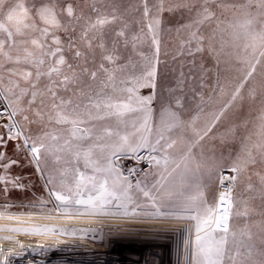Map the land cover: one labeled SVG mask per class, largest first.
<instances>
[{"label":"snow or ice","instance_id":"6c2138e0","mask_svg":"<svg viewBox=\"0 0 264 264\" xmlns=\"http://www.w3.org/2000/svg\"><path fill=\"white\" fill-rule=\"evenodd\" d=\"M209 3L210 0H204L198 18L192 25L183 26L195 30L180 44L177 54L183 55L187 49L188 55H192L193 45L195 52H201L202 45L211 44L217 37L222 45L227 43L234 50L231 55L236 62L246 67L244 80L231 97L234 101L256 65L264 62V0H258L255 5L252 0H246L243 4L227 6L238 14L237 21L229 25L230 31L218 26L205 36L200 34L199 26L217 19ZM174 7L194 6L182 3ZM253 7L257 8L255 13L250 11ZM165 10L173 11V6L165 8L160 0L150 7L149 0H141V6L136 9L141 18L137 26L130 27L122 19L117 4L111 5L106 14L92 4L93 18L78 13L70 3L61 6L59 0H0V101L4 102L0 110V129L4 130L0 146L10 140H21L37 165L48 155H54L59 163L61 157L56 153L61 152L67 153L69 163L71 158L78 161L83 157L86 167L102 174L86 176L74 169V188L61 181L67 191L54 193L63 205L84 206L86 211L96 212L114 200L120 201L122 197L117 193L126 195L131 187L113 160L120 152L138 153L147 149L164 153L159 159L151 158L162 169L160 181L152 186L157 191L163 189L171 194V188L188 182L192 147L204 139L211 127L203 133L192 128L196 139L191 145L181 147V136L174 137L172 133L188 128L180 115L184 108L182 100L160 104L158 109L152 107L157 99L161 33L165 30L161 14ZM76 25H79L78 33ZM112 25L118 27L106 31ZM225 31L230 35L227 41L221 35ZM60 32L67 34L64 39ZM145 88L150 89L149 94L140 95V90ZM229 106L230 102L214 115L213 125ZM37 107L41 110L35 111ZM43 108L48 109L50 123L70 126L67 136L43 132L32 137L25 133L17 117L22 116L31 125L35 121L27 113L34 112L42 118ZM13 129L17 130L13 132ZM49 141L56 142L55 148ZM81 141L90 142V146L81 150ZM254 147L264 151V143ZM95 150L101 154L107 152L103 164L92 158ZM169 150H179V156H172ZM247 157L254 161L251 151ZM15 163L6 160L0 152V169L7 170ZM241 171L239 162L220 168L211 201L204 191L193 198L195 214L188 219L195 221L198 264H256L257 256L259 264H264V240L257 252L256 234L251 227L245 225L239 230L232 227L234 219L250 218L248 202L254 198L236 193ZM67 174V169L61 173ZM260 185L264 192V177L260 178ZM137 187L155 207L157 197ZM245 192L255 193L256 188L248 183Z\"/></svg>","mask_w":264,"mask_h":264},{"label":"rangeland","instance_id":"374dc122","mask_svg":"<svg viewBox=\"0 0 264 264\" xmlns=\"http://www.w3.org/2000/svg\"><path fill=\"white\" fill-rule=\"evenodd\" d=\"M252 2L255 5L258 0H252ZM59 3L61 6L70 3L78 13L82 12L86 17L91 15L93 18L95 14L90 12L92 4H95L105 14L111 5L117 4L120 7L122 19L127 21L130 27L137 26V22L141 18V14L136 11L141 6V0H59ZM159 3L160 0H149L150 7ZM163 3L165 8L173 6V11L165 10L161 14L162 25L165 30L161 33L160 61L164 62L162 64L164 72L168 75L171 74L170 80L168 79L171 87L176 88V83H178V90L174 89L171 94H168L170 102L174 103L176 97L179 96L188 109L193 104H197L199 107L203 105L205 117L211 112H214L212 113L214 117L225 104L230 102V106L220 116L219 120L215 121L204 139L195 145L197 148L201 142L207 144L204 152L206 153L207 148H212L214 152L218 153L217 157L219 158L217 162L219 167H210L213 171L212 176L209 175L211 171L207 170L205 161L199 164L198 168H195L194 175L197 178V183H204V192L211 201L212 193L216 190L217 171L222 167L239 162L242 171L236 186V193L243 194L244 197L253 195L254 198L249 200V204L252 201L264 200V192L261 191L260 185V178L264 177V151L254 147L256 144L264 143V134H262V126H264V62L256 65L252 77L248 78L243 83V87L240 88L237 99L231 100L234 91L244 80L246 67L236 62L234 56L231 55L234 50L227 43L222 45L219 37H217L211 44L205 43L202 45L204 50L201 52H195V45H193L192 55H188L187 49L184 50L183 55L177 54L180 50V44L189 36L191 31L195 30V28L186 29L183 26L192 25L193 20L198 18L204 0H163ZM182 3L194 7L191 9L174 7ZM243 3H246V0H210L209 8L216 13L217 19L199 26L200 34L210 35L218 26L229 29V25L237 21L238 14L231 12L227 6ZM217 5L224 7H217ZM153 11H155L154 8ZM250 11L255 13L257 8L253 7ZM116 27L118 25H112L106 31ZM76 28L78 33L80 30L79 25H76ZM169 29L170 31H168ZM229 31L221 33L225 41L230 39ZM59 34L62 39L67 35L63 32ZM4 75H7V73ZM40 110L39 107L35 108V111ZM27 114L29 119L35 122L27 125L22 116H19L26 134L32 137L42 135L43 132H51L56 135L65 134L64 131L55 133L59 126L48 121L47 108H43L42 118L36 117L34 112H28ZM207 129L208 127L205 125V130ZM3 134L4 130L0 129V135ZM49 142L55 148L56 143ZM17 145H20V147H17ZM249 151H251L254 161L248 160L247 153ZM0 152L4 153L6 160L17 161L7 170L0 169V178H2L0 179V215L5 216L6 219H10V216L15 214L25 216L31 213L56 214L57 216L62 214L75 217L85 216L100 221L107 220V225L136 221L137 227L141 226L139 223L144 222L157 224L163 221H175L176 224H172L173 226L166 224V226L162 225L160 227L162 230H167L168 233H173L170 239L171 247H169L171 256L175 257L173 262L175 264H198L195 247V222L183 220L189 224L180 225L178 221L182 220L170 215V212H177V207L172 208L169 205H166V207L155 205L154 207L147 197L140 195L138 199L128 192L126 195L118 192L122 200L112 201L102 211L89 212L84 209V206L63 205L55 199L54 193L67 191L61 181L74 188V169L78 168L86 176L97 175L93 171L92 173L86 170L82 157L78 161L71 158L69 163L68 155L56 153L61 157L59 163L55 162L54 155H48L41 159L39 165H37L20 140L8 141L6 145L0 146ZM65 169L68 170V174L61 175ZM119 170L126 177L124 170L121 168ZM201 170L205 171L200 172V174L197 173ZM149 175L150 172L147 176L142 177L138 184L148 179ZM248 183L255 186V193L245 192V186ZM138 184L132 185L128 190L135 189ZM207 187H212V189L208 191ZM196 194L198 193L189 191L182 195L185 198L180 201L186 200V197L194 198ZM65 209L67 210L65 211ZM232 227L236 230L243 228V219H234ZM176 230L177 232L180 231L181 235L174 233ZM179 245L181 246V252H179ZM186 245L187 249L184 250L183 254L182 249L184 246L186 248ZM3 248L6 249V247ZM187 252L189 262L186 261ZM2 253L3 250H0V264H8ZM54 261L52 257L49 259L42 257L36 264H50ZM173 262L170 261L169 263L173 264ZM10 264L24 263L14 260Z\"/></svg>","mask_w":264,"mask_h":264},{"label":"bare ground","instance_id":"6f19581e","mask_svg":"<svg viewBox=\"0 0 264 264\" xmlns=\"http://www.w3.org/2000/svg\"><path fill=\"white\" fill-rule=\"evenodd\" d=\"M59 215L15 214L10 219L0 215V250L7 263L36 264L42 257H52L50 264H170L175 258L169 252L173 233L160 228L175 221L137 227L136 221L107 225V220ZM186 249L187 245L183 254Z\"/></svg>","mask_w":264,"mask_h":264},{"label":"crops","instance_id":"0c3cea01","mask_svg":"<svg viewBox=\"0 0 264 264\" xmlns=\"http://www.w3.org/2000/svg\"><path fill=\"white\" fill-rule=\"evenodd\" d=\"M164 62H160L159 64V76H158V80H157V99L153 102L152 107L154 109H158L160 104H164L167 105L170 102L169 98H168V94H171V91L174 89H177V84L176 83V88H172L171 84H170V75L171 74H167L164 72L162 67V64ZM169 79V80H168ZM178 90V89H177ZM150 89H141L140 90V95H148L149 94ZM177 99H181L183 102L182 98H179V96L176 97ZM184 104V108L181 110L180 115H181V119L188 125V128L183 131V132H178V131H174L172 133V135L175 137L177 135H180L182 138V145L181 147H183V145L187 144V145H191L193 143V141L196 139L195 136L192 135L191 133V129L195 128L197 131L203 133V131H205V125L209 128H212L213 125V115L211 113L207 114V117L204 116V106L202 105V107L198 106L197 104H193L189 109L187 107V105L183 102ZM158 119V117H157ZM194 121V123H193ZM211 125V126H210ZM59 128L55 130V133H57V131L62 132L64 131L65 134H62L60 136H67L68 135V131L70 129L69 125H62V124H58ZM97 127H99V124H97ZM132 129L129 127L127 129V131H131ZM155 131V129H154ZM113 141H105V143H111ZM56 143V142H55ZM82 145L81 150H86L89 146H90V142L88 141H81L80 142ZM212 143V141H211ZM197 144V143H196ZM195 144V145H196ZM192 147V151H191V158L188 161V168L190 170V180H188L187 183H185L182 187H178V188H171V194H169V192L165 191V190H160L157 191L156 188H153L152 186L154 184H158V182L160 181V174H161V167L156 165L155 163H153V167L152 170L150 171V175L148 176V179L144 180L143 182H141L140 184L139 181L136 183H132L128 180V183L132 185L138 184L140 186V188H144L145 190H149L150 191V195H154L157 197L156 200V205L157 206H165L169 205L172 208L173 207H177V212H170L171 216H175L180 218L179 220H189L192 222H195L191 219H188V217L190 215L195 214L194 212V204H193V197H186V200L184 201H180L181 199H184L185 197H183L182 195L185 193H188L189 191H194L195 193H199V191H204V183L200 182L197 183V178L194 175V171L195 168H198L199 164H202L205 161V165L207 166V170H210L211 173L209 175H213V171L211 170L210 167H219V164L217 165V162L219 160L218 153L214 152V150L212 148H207L206 153L205 151V147L207 144H203L201 142L200 146L196 148V146ZM170 154L172 156L178 157L179 156V150H169ZM155 153V158L159 159L161 156L164 155V153ZM60 154H65L67 155V153H63L61 152ZM107 152L101 154L99 152V150H95L94 155H93V159H98L100 161L101 164L104 163V155H106ZM134 153L131 152H120L118 153L115 157H113L114 163L117 167H119V165H121L124 160L125 157H128L130 155H132ZM83 158V157H82ZM84 159V158H83ZM85 162V160H84ZM225 163V162H224ZM85 166V163H84ZM86 167V166H85ZM120 168V167H119ZM86 170H89L92 172L91 167H86ZM205 170H201L197 173L200 174V172H204ZM93 173V172H92ZM97 174V173H96ZM97 175H101V174H97ZM126 186V185H125ZM208 191L212 189V187L210 188H206ZM127 192L129 194H131V196H136L138 199L140 197V195H143L140 191L139 188L137 187V185L135 186V189H127ZM127 193V194H128ZM183 193V194H181ZM119 193H117L118 195ZM120 194H122L120 192ZM198 194L194 195V197H196ZM122 200V199H121ZM249 204V203H248ZM249 211L251 213V216L248 220H244L243 219V228L245 227V225H248L251 227V231L253 233L256 234V236L254 237V242L257 246V252H259V250L261 249L262 245H261V240H264V200H256V201H252L250 202V204L248 205ZM256 264H259V256H257L256 258Z\"/></svg>","mask_w":264,"mask_h":264},{"label":"built area","instance_id":"2783aa9c","mask_svg":"<svg viewBox=\"0 0 264 264\" xmlns=\"http://www.w3.org/2000/svg\"><path fill=\"white\" fill-rule=\"evenodd\" d=\"M4 107V102L0 101V110ZM20 126L23 128V125L19 119ZM2 123V121H0ZM17 129H13L15 132ZM21 141V140H20ZM140 157V159H137ZM155 157L154 152H149L147 149H142L138 153H134L125 158L124 162L120 165V168L124 170L127 179L132 182H138L142 177H145L149 174L153 167V162H151V158ZM134 170V171H130Z\"/></svg>","mask_w":264,"mask_h":264}]
</instances>
